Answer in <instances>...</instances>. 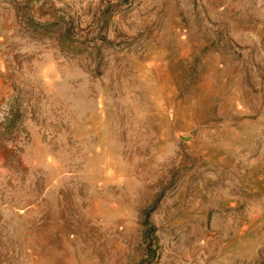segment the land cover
I'll return each mask as SVG.
<instances>
[{
	"label": "rangeland",
	"instance_id": "374dc122",
	"mask_svg": "<svg viewBox=\"0 0 264 264\" xmlns=\"http://www.w3.org/2000/svg\"><path fill=\"white\" fill-rule=\"evenodd\" d=\"M0 264H264V0H0Z\"/></svg>",
	"mask_w": 264,
	"mask_h": 264
}]
</instances>
